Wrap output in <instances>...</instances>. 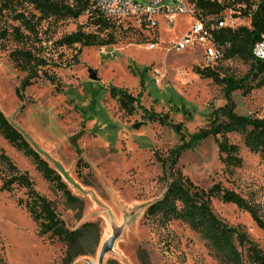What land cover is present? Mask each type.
<instances>
[{"label":"rangeland","instance_id":"374dc122","mask_svg":"<svg viewBox=\"0 0 264 264\" xmlns=\"http://www.w3.org/2000/svg\"><path fill=\"white\" fill-rule=\"evenodd\" d=\"M17 8L34 15V22L40 16L30 4ZM13 15L0 0V30L7 31L6 38L0 37V108L59 172L77 200L68 201L38 170L37 162L1 133L0 155L6 154L20 171L28 173L68 229L98 223L96 253L79 256L75 264H236L187 222L173 219L162 223L160 217H148L146 212L164 196L170 182L156 154L168 157L190 142L193 134L209 125L212 111L226 104L224 83L202 77L197 69L211 67L221 78L242 79L253 59L235 56L208 66L203 47L177 51L175 46L194 24L189 13L173 16V24L157 16L156 29L128 21L102 30L85 13L78 19L49 18L38 24L36 35L21 29L26 34L22 40L16 38L15 27L20 23ZM223 15L233 17L229 23L235 27H251V18L239 13L238 6L226 9ZM78 30L101 39H108L111 33L115 42L60 44ZM22 49L45 62L39 77L26 87L23 82L28 70L10 57L11 52ZM90 70L97 71V80L90 78ZM258 80L251 82L254 88L249 93L233 92L237 114L264 118V87H255ZM120 90L136 99L133 112L120 106ZM165 121L182 124V134ZM226 137L239 147V165L223 160L226 155L219 152V135L180 150L175 169L205 190L220 183L236 192L264 220V155L250 151L240 133ZM5 171L0 159V176ZM26 200L25 188L2 191L0 179V264H62L67 245L51 234L40 235L39 222L28 212ZM211 207L227 225L245 230L264 252V228L250 212L221 197H212ZM90 244L91 239L81 249L87 250ZM236 245L241 264H253L246 247Z\"/></svg>","mask_w":264,"mask_h":264},{"label":"trees","instance_id":"16d2710c","mask_svg":"<svg viewBox=\"0 0 264 264\" xmlns=\"http://www.w3.org/2000/svg\"><path fill=\"white\" fill-rule=\"evenodd\" d=\"M189 2L195 5L202 18L222 17L226 9H232L236 6L239 7V13L243 12L246 17H250L251 27L222 28L215 31L214 35L216 42L220 45L231 44V47L225 51L224 58L228 59L235 56L252 58L253 64L249 73L242 79L235 77L221 78L219 73L211 67L197 69L202 77L224 83L226 104L212 111L208 118L209 125L204 130L193 134L190 142L175 148L168 157L156 154L157 160L161 162L165 175L170 182L164 196L151 203L146 214L148 217H160L162 223L173 219L187 222L193 229L205 233L213 246L236 264H241L240 252L237 249L236 242L246 247L253 264H264V252L259 245L241 227H231L222 221L212 210L211 198L221 197L223 202L233 203L239 208L250 212L258 225L264 228V220L259 215L258 209L236 192L225 189L220 183L214 184L211 188L205 190L184 176L181 171L175 169L180 150L191 143L219 135L222 137L218 143L219 152L221 155H226L223 160L229 164L239 165L242 161L239 157V147L236 144L229 143L226 137L228 133L232 132L243 135L244 143L250 151L264 155V118H252L237 114L235 112L236 104L232 97L233 92L236 90L249 93L254 88L251 82L258 78L255 87H264V61L256 60L252 55L254 44L264 33L263 5L260 4L259 9L253 10L258 0H232L224 4H219L214 0H189ZM24 3L32 5L40 13L36 22H34V15L29 16L25 11H18L17 6ZM3 4L4 8L14 14V19L20 23L19 26L15 27V35L19 40L26 37L23 30L27 31L28 35H36L38 33L37 26L42 20L49 18L58 21L78 19L85 11V3L70 4L68 0H3ZM88 18L92 19L93 24L102 30L113 29L115 26L123 24L101 17ZM6 36L7 31L0 30V37L6 38ZM108 36H110L108 39H101L95 33H85L78 30L64 37L60 44H81L82 46L113 44L115 42L113 34L110 33ZM10 57L18 67L29 72L23 82L24 87L31 85L34 79L39 77L40 68L45 65L43 60L38 59L32 51L27 49L13 51ZM44 73L55 83L47 71H44ZM120 93L122 94L119 99L120 106L129 112H133L136 99L127 90H120ZM165 124L172 126L177 133L182 134V124H173L171 121H165ZM0 133L14 147L23 151L28 157L33 158L38 164V170L56 188L64 192L68 201L77 200L67 188L59 172L50 166L39 151L9 121L1 108ZM0 159L6 167V174L0 176L1 190L12 192L16 187L27 190L25 206L32 218L39 222L40 235L51 234V237H56L67 245L62 264H75V260L79 256L96 253L100 241L98 223L88 222L77 230L68 229L53 203L36 190L35 184L28 173L20 171L6 154L2 153ZM19 203L23 204L24 201L20 200ZM90 239L91 244L88 249H81V246Z\"/></svg>","mask_w":264,"mask_h":264},{"label":"built area","instance_id":"2783aa9c","mask_svg":"<svg viewBox=\"0 0 264 264\" xmlns=\"http://www.w3.org/2000/svg\"><path fill=\"white\" fill-rule=\"evenodd\" d=\"M166 1L168 0H68L70 4L85 3L84 13L87 17H101L118 23L132 21L141 28L148 29H156L159 26L157 16H163L169 24H173V16L189 13L194 17V24L175 49L182 52L187 46L193 48L200 46L203 47V58L208 66L222 61L225 51L231 47V44L220 45L216 42L214 33L222 28H233L234 24H230L229 21H233L234 18L228 19L225 16L202 18L195 5L189 0H173L170 4H165ZM214 1L224 4L232 0ZM260 4L263 5L264 19V0H258L253 10L259 9ZM154 46V43L150 45V47ZM252 55L256 60L264 61V33L254 44Z\"/></svg>","mask_w":264,"mask_h":264},{"label":"water","instance_id":"95a60500","mask_svg":"<svg viewBox=\"0 0 264 264\" xmlns=\"http://www.w3.org/2000/svg\"><path fill=\"white\" fill-rule=\"evenodd\" d=\"M90 78L92 79V80H97L98 79V73H97V71H95V70H90Z\"/></svg>","mask_w":264,"mask_h":264},{"label":"bare ground","instance_id":"6f19581e","mask_svg":"<svg viewBox=\"0 0 264 264\" xmlns=\"http://www.w3.org/2000/svg\"><path fill=\"white\" fill-rule=\"evenodd\" d=\"M155 47V46H154ZM154 47H151V48H154Z\"/></svg>","mask_w":264,"mask_h":264}]
</instances>
